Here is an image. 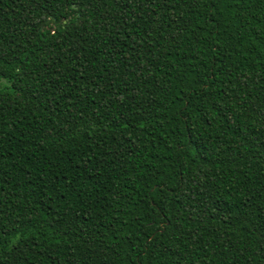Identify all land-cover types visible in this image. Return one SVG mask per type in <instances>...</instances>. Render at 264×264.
<instances>
[{"label":"trees","instance_id":"obj_1","mask_svg":"<svg viewBox=\"0 0 264 264\" xmlns=\"http://www.w3.org/2000/svg\"><path fill=\"white\" fill-rule=\"evenodd\" d=\"M0 264H264V0H0Z\"/></svg>","mask_w":264,"mask_h":264}]
</instances>
